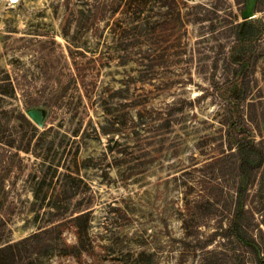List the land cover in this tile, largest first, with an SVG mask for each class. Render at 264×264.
Instances as JSON below:
<instances>
[{
	"label": "rangeland",
	"instance_id": "obj_1",
	"mask_svg": "<svg viewBox=\"0 0 264 264\" xmlns=\"http://www.w3.org/2000/svg\"><path fill=\"white\" fill-rule=\"evenodd\" d=\"M252 1L0 0V238L91 210L24 264H241L202 244L232 216L241 112L264 148V0L251 63L231 61ZM249 195L264 252V164Z\"/></svg>",
	"mask_w": 264,
	"mask_h": 264
},
{
	"label": "trees",
	"instance_id": "obj_2",
	"mask_svg": "<svg viewBox=\"0 0 264 264\" xmlns=\"http://www.w3.org/2000/svg\"><path fill=\"white\" fill-rule=\"evenodd\" d=\"M259 33V26L252 20H245L237 25V43L233 49L234 58L231 59L234 64L244 67L246 64L251 63V59H253L251 54L254 49L253 41ZM78 69L79 74H81L87 67H78ZM49 71L50 68L45 67L43 74H47ZM88 77V75L85 76L84 82L87 81L88 83ZM242 81V89L244 91L247 82L244 77H242ZM250 105L251 107L254 106L253 103ZM31 106L33 105L28 104L27 109H30ZM237 109H239L238 106ZM247 118L248 122H246L247 119L245 120L242 112L240 113L237 127H235L237 131L235 133V138H233L234 143L237 145L236 157L238 160V167L235 181V198L230 222L226 227L220 226L219 230H217L211 238L203 241L202 248L211 245L216 237L219 236L229 240L232 239L241 247V254L237 256L241 264H246L249 260L253 264H264V252L248 225L249 216L251 214V210L248 208L249 190L253 184L255 174L264 164V148L256 141L255 136L251 134L253 131H255V133H262L258 120L250 113ZM116 144L119 145L118 141ZM231 146L232 144H230V147ZM111 148L115 147L111 146ZM87 209L88 208L85 210ZM83 211H76L78 215L74 216L70 221L57 224L54 228L40 230L18 241H5L0 238V264H24L26 259L32 258V256H39V250L43 247L38 246L40 244L39 242L47 241L49 239L47 234L51 233L55 228L81 220L86 217L91 210L86 212ZM77 233L80 234L81 231ZM61 245L64 248L62 250L64 254L65 249H70L68 253L71 254L82 253L86 246L81 239H79V242L76 244H69L64 241ZM44 246H46V243Z\"/></svg>",
	"mask_w": 264,
	"mask_h": 264
},
{
	"label": "water",
	"instance_id": "obj_3",
	"mask_svg": "<svg viewBox=\"0 0 264 264\" xmlns=\"http://www.w3.org/2000/svg\"><path fill=\"white\" fill-rule=\"evenodd\" d=\"M256 4V0H253L251 4H248L247 9L243 12V18L244 20L250 19L254 17V7ZM31 116L35 119V120H39V116L37 115V113L33 112L31 114Z\"/></svg>",
	"mask_w": 264,
	"mask_h": 264
},
{
	"label": "flooded vegetation",
	"instance_id": "obj_4",
	"mask_svg": "<svg viewBox=\"0 0 264 264\" xmlns=\"http://www.w3.org/2000/svg\"><path fill=\"white\" fill-rule=\"evenodd\" d=\"M246 2H247V0H246ZM258 4V3H257ZM245 5H246V3H245ZM244 12V11H243ZM243 14V13H242Z\"/></svg>",
	"mask_w": 264,
	"mask_h": 264
},
{
	"label": "bare ground",
	"instance_id": "obj_5",
	"mask_svg": "<svg viewBox=\"0 0 264 264\" xmlns=\"http://www.w3.org/2000/svg\"><path fill=\"white\" fill-rule=\"evenodd\" d=\"M255 16V15H254Z\"/></svg>",
	"mask_w": 264,
	"mask_h": 264
}]
</instances>
